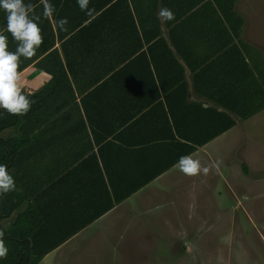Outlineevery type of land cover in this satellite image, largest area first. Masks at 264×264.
I'll list each match as a JSON object with an SVG mask.
<instances>
[{
    "label": "crops",
    "instance_id": "1",
    "mask_svg": "<svg viewBox=\"0 0 264 264\" xmlns=\"http://www.w3.org/2000/svg\"><path fill=\"white\" fill-rule=\"evenodd\" d=\"M242 1L33 0L22 14L34 17L33 36L20 33L36 57L0 87V107L61 82L54 57L71 88L43 90L34 114L2 131L16 160L5 178L29 199L3 224L22 211L41 210L37 237L51 247L36 264H100L101 257L125 259L144 250L151 256L153 244L135 243L144 234L136 226H169L174 237L175 225L195 220L194 202L211 183L201 160L208 158L206 172H218L209 147L236 124L162 169L177 153L168 112L191 104L223 110L206 96L228 85L234 43L264 63V46L245 39ZM236 16L240 39L233 33ZM42 109L49 120L41 122ZM233 165L227 162L229 170ZM116 192L130 195L116 202Z\"/></svg>",
    "mask_w": 264,
    "mask_h": 264
},
{
    "label": "trees",
    "instance_id": "2",
    "mask_svg": "<svg viewBox=\"0 0 264 264\" xmlns=\"http://www.w3.org/2000/svg\"><path fill=\"white\" fill-rule=\"evenodd\" d=\"M229 1L232 5L235 0ZM32 5L33 0H23L21 3L19 0H0V87L35 60L36 54L31 51L20 33L22 29L27 32L30 30L33 36L32 13L22 15ZM241 24V18L236 16L233 26L236 39H240ZM225 32L228 36L226 41L232 43V35L226 29ZM230 47L231 54L225 68L228 85L219 87L213 95L206 96L223 110H218L215 106L202 107L191 104L188 110L184 109L182 112L169 111L171 116L169 138L176 143L174 150H177V153L162 169L170 167L190 155L197 147L234 126L236 119H247L264 109V63L248 58L236 43ZM54 58L55 67L62 74L61 82L54 79L43 90L49 92L53 84L54 88L58 89L57 92L71 90L58 58ZM45 69L53 75L57 72L52 68ZM208 69L209 66H205L197 73L203 75ZM42 91L39 94H24L20 100L0 107V264H36L42 254L51 247L47 241L37 237L41 235L44 222L41 210L22 211L12 222L9 221L7 226L3 225L4 219H9L12 212L29 199L26 192H16L14 184L5 178V173L16 160L13 158L15 153L12 139L4 138L2 131L7 127L17 126L19 121L24 120L23 116L33 115L34 100L37 96H43ZM50 99L47 98L48 103ZM39 108L43 106H38L37 109ZM40 115L41 122L50 118V114L44 113L43 109ZM165 118L168 120L167 116ZM175 132L181 141L175 139ZM242 169L247 173L245 165ZM146 181L148 180L139 182L136 185L137 189ZM128 195H130L128 192L122 194L116 192L115 201L118 202Z\"/></svg>",
    "mask_w": 264,
    "mask_h": 264
},
{
    "label": "rangeland",
    "instance_id": "3",
    "mask_svg": "<svg viewBox=\"0 0 264 264\" xmlns=\"http://www.w3.org/2000/svg\"><path fill=\"white\" fill-rule=\"evenodd\" d=\"M239 9L247 14L245 39L264 46V0H243ZM237 120L209 147L218 172H206L208 158L201 160L211 183L194 202L195 220L175 225L174 237L169 226H136L144 234L135 243L153 244L151 256L144 250L125 259L101 257L100 264H264V109Z\"/></svg>",
    "mask_w": 264,
    "mask_h": 264
}]
</instances>
